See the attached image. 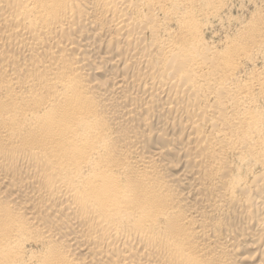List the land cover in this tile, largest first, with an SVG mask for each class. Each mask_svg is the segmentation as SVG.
I'll return each mask as SVG.
<instances>
[{"label": "bare ground", "instance_id": "1", "mask_svg": "<svg viewBox=\"0 0 264 264\" xmlns=\"http://www.w3.org/2000/svg\"><path fill=\"white\" fill-rule=\"evenodd\" d=\"M0 264H264V0H0Z\"/></svg>", "mask_w": 264, "mask_h": 264}]
</instances>
